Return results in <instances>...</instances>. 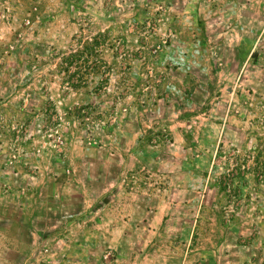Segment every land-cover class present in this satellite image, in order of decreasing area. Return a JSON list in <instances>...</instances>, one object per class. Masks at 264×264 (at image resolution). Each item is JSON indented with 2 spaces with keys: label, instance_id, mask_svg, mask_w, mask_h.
I'll list each match as a JSON object with an SVG mask.
<instances>
[{
  "label": "rangeland",
  "instance_id": "rangeland-1",
  "mask_svg": "<svg viewBox=\"0 0 264 264\" xmlns=\"http://www.w3.org/2000/svg\"><path fill=\"white\" fill-rule=\"evenodd\" d=\"M0 264H264V0H0Z\"/></svg>",
  "mask_w": 264,
  "mask_h": 264
}]
</instances>
